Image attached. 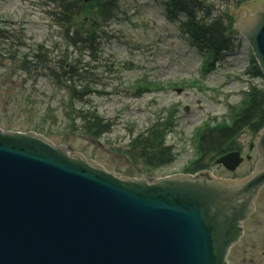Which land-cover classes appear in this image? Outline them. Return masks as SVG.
<instances>
[{
	"label": "rangeland",
	"instance_id": "374dc122",
	"mask_svg": "<svg viewBox=\"0 0 264 264\" xmlns=\"http://www.w3.org/2000/svg\"><path fill=\"white\" fill-rule=\"evenodd\" d=\"M54 1L0 0V31L12 37L0 49L19 45L22 52L38 46L47 47L52 54L55 49L64 50L66 43L54 20ZM165 1L118 0L115 18L104 26L96 51L91 56L86 52L90 59L84 52L68 49L71 58L85 64L95 80L94 91L83 105L96 106L97 113L109 124L108 133L92 138L84 133L78 120L71 128L67 115L73 116L74 112L66 92L47 79L9 69L7 59L0 65V130L35 133L54 146H65L68 157L91 161L121 180L152 182L192 172L191 164L199 157L198 134L228 123L247 101L249 86L264 90V78L245 75L252 66V53L235 29L233 50L208 66L207 55L193 44L180 19L167 18ZM229 2L235 13L240 6L235 0H207L213 18L228 15ZM231 18L235 24L240 16ZM153 85L160 88L153 89ZM169 117L164 143L171 152V161L152 169L133 159L127 151L132 139ZM250 133L244 130L235 140L234 146L244 147V160L234 172L214 161L204 159L202 164L215 177L225 180H241L249 175L258 160L257 154L248 149L250 143L254 144ZM247 156L251 159L246 160ZM256 209L246 226L247 233L228 255V264H264L260 253L264 251V187Z\"/></svg>",
	"mask_w": 264,
	"mask_h": 264
},
{
	"label": "water",
	"instance_id": "95a60500",
	"mask_svg": "<svg viewBox=\"0 0 264 264\" xmlns=\"http://www.w3.org/2000/svg\"><path fill=\"white\" fill-rule=\"evenodd\" d=\"M252 4L236 28L264 75V0ZM257 147L247 184L258 190L264 130ZM241 162L239 152L216 160L229 171ZM209 176L121 180L35 133L0 130V264H227L241 210L226 219L230 200Z\"/></svg>",
	"mask_w": 264,
	"mask_h": 264
},
{
	"label": "trees",
	"instance_id": "16d2710c",
	"mask_svg": "<svg viewBox=\"0 0 264 264\" xmlns=\"http://www.w3.org/2000/svg\"><path fill=\"white\" fill-rule=\"evenodd\" d=\"M250 0H235L241 5ZM54 20L64 37V50H53L50 53L45 46H38L27 52H22L19 45H8V49H0V65L5 59L9 69H16L28 77H40L51 81L60 90L66 92L69 106L74 112L70 116V127L78 120L84 133L99 139L109 131V124L97 113L96 106L87 108L83 100L94 91L95 80L87 72L86 65L77 58H71L68 49L75 53H90L96 51V46L103 33L104 26L115 18L118 0H95L84 4L81 0H55ZM167 18L171 21L180 19V24L190 36L193 44L207 55L210 65L220 61L223 53L233 50V21L228 14L224 17H214L210 12L207 0H166L164 2ZM0 31V46L12 39ZM2 41V43H1ZM88 56V54H86ZM90 56L89 59H90ZM253 67L248 74L252 77H262L261 70L252 60ZM150 90L149 88H147ZM243 108L236 112L228 124L214 126L202 130L197 136L196 148L199 157L191 164L193 171L203 169L206 162L233 150L236 138L244 130L256 133L264 126V90L251 86L246 93ZM170 125V117L157 121L151 129L141 132L128 144L127 151L133 159L141 160L145 166L152 169L163 167L171 161L169 148L165 147V137Z\"/></svg>",
	"mask_w": 264,
	"mask_h": 264
},
{
	"label": "flooded vegetation",
	"instance_id": "af4514ba",
	"mask_svg": "<svg viewBox=\"0 0 264 264\" xmlns=\"http://www.w3.org/2000/svg\"><path fill=\"white\" fill-rule=\"evenodd\" d=\"M262 133V131L259 129L258 132L253 135L254 136V144L250 143L248 145V149L250 152L254 151L257 154L258 160L255 164L256 170L259 164H261V155L259 153L257 143L259 139V135ZM251 134V133H250ZM240 148V153L241 150L244 148L243 145L239 144ZM251 158L247 156V160H250ZM243 164V163H242ZM207 170V169H204ZM253 170H251L250 174L245 176L242 180L236 181V180H231L230 182H227L225 180L217 179V178H212V182H209L210 186L213 189H218L223 193H227L230 209L228 212L225 214L226 219L231 218L232 216H236L234 214V211L241 210V219H237L236 221H233L231 223L230 229L233 230V226L236 229V233L232 238H235V240L228 246L227 249V257L230 254L231 250L241 242L245 234L247 233L246 226H248L251 223V220L253 219L254 215H256V201L258 199V193L257 189H252L251 187L248 186L247 182L249 181V178L252 176L251 174L253 173ZM255 170V171H256ZM251 175V176H250ZM214 176V175H213ZM208 177V178H209ZM215 177V176H214ZM247 177V178H246ZM197 184H201L202 181L196 182ZM195 183V184H196ZM226 192H224V191ZM231 194H236V197L233 199ZM261 255L264 257V251L260 252Z\"/></svg>",
	"mask_w": 264,
	"mask_h": 264
}]
</instances>
